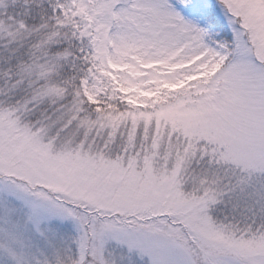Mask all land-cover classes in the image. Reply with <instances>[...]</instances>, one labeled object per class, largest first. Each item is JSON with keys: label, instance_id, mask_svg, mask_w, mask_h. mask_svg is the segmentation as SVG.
Segmentation results:
<instances>
[{"label": "snow or ice", "instance_id": "6c2138e0", "mask_svg": "<svg viewBox=\"0 0 264 264\" xmlns=\"http://www.w3.org/2000/svg\"><path fill=\"white\" fill-rule=\"evenodd\" d=\"M0 264H264V0H0Z\"/></svg>", "mask_w": 264, "mask_h": 264}]
</instances>
